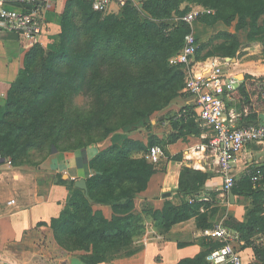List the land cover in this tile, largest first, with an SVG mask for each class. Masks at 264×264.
Listing matches in <instances>:
<instances>
[{
  "label": "trees",
  "instance_id": "16d2710c",
  "mask_svg": "<svg viewBox=\"0 0 264 264\" xmlns=\"http://www.w3.org/2000/svg\"><path fill=\"white\" fill-rule=\"evenodd\" d=\"M92 2L68 0L56 49L47 52L40 44L24 49L16 80L0 96V165L9 160L15 166L39 165L54 147L75 151L98 144L119 130L150 128L154 113L175 98L188 96L183 92L184 66L171 65L169 60L183 47L193 27L170 20L184 17L193 5L215 10L198 17L203 24L237 21L234 32L221 30L206 42L197 37L198 60L235 58L244 46L239 35L242 30H246L245 45L260 43L264 54V0H145L141 6L130 1L119 14L106 15L94 11ZM78 96L91 97L93 108L74 107ZM226 104L228 111L239 114V125L258 123L264 112V77L246 74L240 87L226 97ZM194 107L186 105L170 117L175 132L167 142L202 134L193 117ZM153 145L159 143L151 138L148 147ZM147 149L143 142L129 137L99 151L90 160L94 174L86 180L88 193L75 181L62 180L70 190L66 205L57 217L37 226L38 246L50 253V264H70L73 257L86 264H101L109 253L143 235L144 217L134 213L135 197L147 189L158 165L139 155ZM173 160L182 164L176 190L183 205L168 201L162 210L145 214L160 231L168 232L199 214L204 206L207 211L199 215V226L214 227L209 218L216 207L212 201L198 199L210 175L194 169L182 153ZM257 170L264 174V165L251 169ZM231 192L253 200L246 221L234 217L224 221L240 233L245 248L251 245L253 233L264 232V178L255 185L246 171L236 178ZM94 204L111 206L113 216L95 211ZM214 240H205L204 251L179 264H208L207 255L220 246ZM254 247L258 264H264V243ZM29 264L49 263L39 259Z\"/></svg>",
  "mask_w": 264,
  "mask_h": 264
},
{
  "label": "crops",
  "instance_id": "0c3cea01",
  "mask_svg": "<svg viewBox=\"0 0 264 264\" xmlns=\"http://www.w3.org/2000/svg\"><path fill=\"white\" fill-rule=\"evenodd\" d=\"M143 1L145 0L139 2L132 0L137 6H141ZM67 2L68 0H40L46 23L42 40L46 47L55 48L58 45L61 14ZM12 5L18 6L15 3ZM120 11V7L116 4L112 5L111 13L119 14ZM215 25H207L199 21L192 24L193 32L199 42H206L217 33L214 30ZM26 47H28L27 43L18 34L0 30V96L4 97L16 80ZM258 70L260 73L251 74L257 77L263 74L264 77V65ZM191 104L194 102L189 94L186 98L177 97L162 110V114L175 110L178 112ZM258 122L264 123V112L259 114ZM151 123L155 124V121ZM166 123L165 121L164 124ZM174 132L172 124H166L165 128L154 125L130 132L119 130L106 140L79 150L60 151L54 147L47 159L39 165L15 166L8 162L2 163L0 165V264H29L39 259L50 264V253L38 246L40 233L37 231V226L40 222H50L57 217L66 205L70 190L69 185L62 180L75 181V185L79 180H87L94 174L90 160L99 151L112 144H122L129 137L143 142L147 148L151 138L157 140V143L164 141L166 156L157 165V172L150 179L147 189L135 197L134 213L136 216L144 217L143 235L136 238L133 244L109 253L108 260L101 264H179L185 259L196 258L206 249L204 243L208 238L201 233L202 230L210 227L199 226V215L207 211L204 206L199 214L174 225L168 232L160 231L145 214L147 211L162 210L168 201L177 207L183 205V199L176 190L182 164L173 160V157L180 153L194 169L210 175L200 195L208 196L213 202L212 206L216 207L214 214L209 218L213 226L224 223L230 217L246 221L253 207V200L247 196L233 197L231 191L222 190L223 180L218 172L216 159L210 150L203 149L205 140L202 136H186L174 142H167ZM187 137L192 138L187 141L185 140ZM147 151L139 155L145 156ZM262 165H264V143H250L246 146L242 158L236 163L234 174L239 178L246 171ZM12 200H15V203H11ZM93 208L95 211H102L107 218H111L114 213L109 205L94 204ZM70 264L86 263L78 257H73Z\"/></svg>",
  "mask_w": 264,
  "mask_h": 264
},
{
  "label": "built area",
  "instance_id": "2783aa9c",
  "mask_svg": "<svg viewBox=\"0 0 264 264\" xmlns=\"http://www.w3.org/2000/svg\"><path fill=\"white\" fill-rule=\"evenodd\" d=\"M132 0H93L94 11L103 14L111 13L112 5L120 9ZM12 3L18 6H13ZM204 12L193 10L182 17V20L193 24ZM0 30L18 34L27 46L40 44L46 30L45 19L42 15L40 0H0ZM197 36L191 32L185 36L183 47L173 55L171 65H183L185 86L183 91L188 93L195 105V121L202 128V138L206 141L203 149L210 150L216 159L218 172L223 183L222 190L230 192L236 184L234 169L242 158L246 146L250 143H264V123L239 125L240 116L234 109L227 110L226 97L236 91L242 80L231 73V58L214 56L209 60H198ZM246 111V115H247ZM166 156L161 145L148 148L146 159L154 164L161 163ZM1 159V155H0ZM9 164L12 162L7 161ZM251 173L252 181L258 185L264 178L261 170ZM200 201H210L206 195H199ZM192 202V200H191ZM11 203H15L12 200ZM202 236L216 239L220 246L212 249L207 255L208 264H245L242 251L239 249L244 240L240 233L218 223L212 228L202 230Z\"/></svg>",
  "mask_w": 264,
  "mask_h": 264
},
{
  "label": "rangeland",
  "instance_id": "374dc122",
  "mask_svg": "<svg viewBox=\"0 0 264 264\" xmlns=\"http://www.w3.org/2000/svg\"><path fill=\"white\" fill-rule=\"evenodd\" d=\"M135 1L139 2L140 0H135ZM193 10L203 11L204 13L202 15L210 13V12H215V10H212L208 7H205L204 5H193L192 11ZM106 14H103V15H106ZM179 20H182V18L177 17L173 20H170V23L174 24V21H179ZM197 21H199V20H197ZM236 24H237V21L232 22V24H230V25H227L224 22L219 21L216 23L214 30L216 32H219L221 30L235 31ZM239 35L241 36L242 43L244 46L240 49V51L238 52V55L235 58H231L232 65L230 67V71L233 73H238V74H236L237 77L240 80H242L246 74L252 75L251 73H260L258 69L262 68V66L264 65V60H263L264 54L262 52L263 47L260 43H253V44L245 45L247 43V41H246V30L240 31ZM44 48L47 52L51 49V48H48L46 46ZM52 49H56V48H52ZM253 76H255V75H253ZM262 76H263V74H260L259 77H262ZM255 77H257V76H255ZM184 98H186V97L184 96ZM93 104H94V100L89 96H87V97L78 96V97L74 98V100H73V106L74 107H77L79 109L82 108L85 111L93 108ZM177 104H174V105H177ZM175 112H176V110L174 112L171 111L170 113H167V114H162L163 111H161L160 113L159 112L154 113L150 117V120H151V122L155 121V124L151 123V126L155 125L156 127H159V128H165L166 124H169V125L172 124L173 125V123L169 119L172 115L175 114ZM163 119L167 122L166 124H164L165 121ZM191 138L192 137H187V138H185V140L189 141ZM159 145H161L163 147L164 141L159 143ZM164 159H165V157L163 158V160ZM214 161H215V159H214ZM226 199H228V198L226 197ZM251 236H252L251 245L243 248V245L246 244V242L244 241V244L239 246V249L241 251H243V257H244L245 264H258V261L256 258V253L254 251V248H255L254 246H255V244L264 243V232H257L256 231V233H253ZM214 241H216V240H214ZM216 244L219 245L218 240L216 241Z\"/></svg>",
  "mask_w": 264,
  "mask_h": 264
},
{
  "label": "water",
  "instance_id": "95a60500",
  "mask_svg": "<svg viewBox=\"0 0 264 264\" xmlns=\"http://www.w3.org/2000/svg\"><path fill=\"white\" fill-rule=\"evenodd\" d=\"M3 162L5 161L4 159L2 160ZM76 186L85 190L86 193H88V185H87V181L85 179L79 180L76 182ZM232 196L234 197V195L232 194Z\"/></svg>",
  "mask_w": 264,
  "mask_h": 264
}]
</instances>
